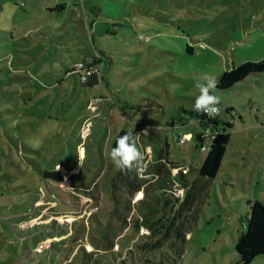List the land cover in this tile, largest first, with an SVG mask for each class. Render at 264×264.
I'll list each match as a JSON object with an SVG mask.
<instances>
[{
    "label": "rangeland",
    "instance_id": "374dc122",
    "mask_svg": "<svg viewBox=\"0 0 264 264\" xmlns=\"http://www.w3.org/2000/svg\"><path fill=\"white\" fill-rule=\"evenodd\" d=\"M54 1L0 0V264H61L80 241L93 248L85 234L111 208L106 153L122 129L159 127L177 160L199 167L208 150L182 133L199 127L210 142L185 119L197 80L264 58V0ZM94 57L89 85L78 65ZM213 94L230 124L223 165L185 252L164 238L159 264H233L229 232L264 202V71Z\"/></svg>",
    "mask_w": 264,
    "mask_h": 264
},
{
    "label": "trees",
    "instance_id": "16d2710c",
    "mask_svg": "<svg viewBox=\"0 0 264 264\" xmlns=\"http://www.w3.org/2000/svg\"><path fill=\"white\" fill-rule=\"evenodd\" d=\"M57 8L62 9L63 5H59ZM263 71L264 58L256 61H244L225 70L217 78V88L228 89L250 73ZM98 81V78L93 77L90 84L94 85ZM185 111L190 115V117L185 118L186 121L196 119L200 126L207 127L211 131L209 143L206 142L207 131L200 128L194 133L195 148L202 150L201 147L204 144H208L209 148L199 167L193 170L201 177L214 178L221 167L231 139V132L228 129L230 124L225 123V125L220 126L218 117L211 119L197 114L194 110ZM169 124L173 126L175 124L174 119ZM87 130L86 128L85 131ZM128 131L127 129L120 130L111 149L115 147L117 138ZM133 134L136 133L133 132ZM138 146L143 147L141 138ZM79 149L80 154H83V147L80 146ZM145 149L147 146H144L142 151ZM146 160L148 166L150 161L148 153ZM168 163L176 167L173 161H168ZM146 170L137 174L136 172L125 173L116 169L111 178V208H109L108 214H104V220L99 214L93 213L91 219L95 222L92 225L94 231H90L88 228L85 234L87 237L90 235L93 238V248L86 249L85 242L80 241L73 254L66 256L61 264H159L160 261L163 262V257H159L156 250L162 251L161 246L164 238L170 242L173 240L177 244L176 255L182 256L188 240L187 233L193 224L191 219L195 220V200L189 204L192 187L181 183L179 188L183 190V194L182 196L176 195L173 190L177 188L174 180L169 181L170 188L158 186L157 180L160 174L154 175L155 181L145 183ZM190 170L192 171L190 167L178 166L175 175L182 180L181 182H183L182 178L186 177L188 182V177L191 176ZM52 175L55 176L56 173ZM142 188L145 193L152 195L149 199L146 196L135 199V193ZM161 191L171 195L172 204L170 206L161 199ZM181 198L182 204L179 203ZM153 224L160 230H151L150 227ZM244 225L245 229L235 244L238 254L236 264H250L257 256L264 255L263 201L256 199L251 203L250 212L244 220ZM143 226L149 229L148 232H141ZM171 227H176L178 230H171ZM175 261L176 258L173 257L174 264Z\"/></svg>",
    "mask_w": 264,
    "mask_h": 264
},
{
    "label": "crops",
    "instance_id": "0c3cea01",
    "mask_svg": "<svg viewBox=\"0 0 264 264\" xmlns=\"http://www.w3.org/2000/svg\"><path fill=\"white\" fill-rule=\"evenodd\" d=\"M59 5H63L62 9L65 8V3H62V2L55 0L54 1V7H56V9H58L57 6H59ZM62 9H58V10H62ZM134 129H135L134 131L136 134H140L142 146L143 147L147 146V149L151 150L148 153L150 161L148 163L147 170H146V173L144 175L145 176V178H144L145 183L155 181L154 175L160 174V177L157 180L159 182L158 186L163 187V188H170L168 183H169V181L174 180L177 188H174L173 190H174L176 195L182 196V194H183V190L181 188H179V184L183 183V185L184 184L187 186L190 185L192 187V191L190 193L191 199L189 201V204H191L192 200H195L194 205L196 206V208H198V209L195 208V210H194L195 211V213H194L195 214V220L191 219V221H193L192 222L193 224H192L189 232L187 233V237L190 235L192 236L191 233L194 230V227L196 226V223L198 221L197 210H199V207L201 208V206L203 204H205L207 193L209 192L207 186L210 184L212 179H214L217 176L218 173L216 174V176L214 178H210V179L197 175L193 170L197 166H191V164H188L187 160L184 156H183L182 160H177V158L175 157V154L172 153V149L168 143L167 136H166V138H164V136L161 134V132H156L154 130L155 128L152 129L151 126L149 129H147V133H144L145 129H144L143 125L136 126ZM199 130H200V128L197 127L196 132ZM187 132L191 133L192 138L190 140H192L194 138V133H192L189 130H186L182 133H187ZM177 135H179V134L175 135L176 139H177ZM143 147H141V151L143 150ZM184 151L185 150L182 147V153H183L182 155H184ZM192 157L194 158V153H193ZM168 161H173L175 163L176 167H173L171 164L168 163ZM222 163H223V161H222ZM222 165L223 164H221V167H222ZM178 166H182L184 168L185 167L192 168V171L191 170L189 171L192 177L191 176L188 177V182H187L186 177L185 178L181 177L183 179V182H181L182 180L179 179V177H177V175H175L177 172ZM163 180H164V182H163ZM143 196H146L149 199L152 195L150 193H145V190L143 188L135 193V199L142 198ZM160 197L163 200V202L169 204V206L172 204L171 199H170L171 195H169L168 193L164 194L162 192V193H160ZM179 203L182 204V198L179 199ZM110 204H111V200H110ZM199 205H201V206H199ZM245 219H246V217H245ZM245 219H243V221H242V228L241 229H238L237 232L236 231H230L229 232L231 234V237H232L231 238L232 244L230 247H231V249H233V252H234L233 255L231 256L233 264H236L238 261V254H237V251L235 248V244H236L240 234L245 229V225H244ZM241 220H242V215H241ZM135 228H136V230L138 229L136 227V225H135ZM150 229L153 231L154 230H160L157 227H155L154 224L152 227H150ZM170 229L174 230V231L178 230L176 227H171ZM148 230L149 229L147 227L143 226L141 229V232H143V231L148 232ZM174 231H173V233L175 234ZM223 232L225 233V231H223ZM136 234H137V232H136ZM225 234H227V233H225ZM188 240H189V238H188ZM188 240H187V242H188ZM223 241H226V243H227V239H223ZM187 242H186V244H187ZM184 252H185V250H184ZM250 264H264V255L257 256L256 258H254L252 260V262Z\"/></svg>",
    "mask_w": 264,
    "mask_h": 264
},
{
    "label": "clouds",
    "instance_id": "9594fccd",
    "mask_svg": "<svg viewBox=\"0 0 264 264\" xmlns=\"http://www.w3.org/2000/svg\"><path fill=\"white\" fill-rule=\"evenodd\" d=\"M82 82L86 83V80H82ZM217 85L216 77L207 73L202 74L197 80L195 88L198 90V95L193 104V110L197 114L211 119L220 116L221 109L218 107L220 99L213 94ZM154 130L159 132L160 128ZM144 133H147V130ZM139 141L140 134H133L132 131H128L117 138L115 147L111 149L110 153H106L117 170L125 173L136 172L137 174L146 170V156L151 150L141 151V147L138 146ZM59 167L58 165L57 170Z\"/></svg>",
    "mask_w": 264,
    "mask_h": 264
},
{
    "label": "built area",
    "instance_id": "2783aa9c",
    "mask_svg": "<svg viewBox=\"0 0 264 264\" xmlns=\"http://www.w3.org/2000/svg\"><path fill=\"white\" fill-rule=\"evenodd\" d=\"M78 67H80L81 72H80V79L81 80H86V83L91 85L90 83L92 82V78L96 77V78H100V72H101V67L98 64L96 58H90L89 60H85L83 61L82 64H79ZM98 98H95V101H97ZM90 105L92 104V102L90 101L89 103ZM150 124H145L144 125V129L147 130L150 128ZM185 139V135H183L180 140H184ZM209 148L208 144H204L201 149L202 150H207Z\"/></svg>",
    "mask_w": 264,
    "mask_h": 264
}]
</instances>
